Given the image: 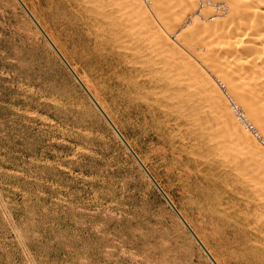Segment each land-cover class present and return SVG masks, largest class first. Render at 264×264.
Segmentation results:
<instances>
[{
  "label": "rangeland",
  "instance_id": "obj_1",
  "mask_svg": "<svg viewBox=\"0 0 264 264\" xmlns=\"http://www.w3.org/2000/svg\"><path fill=\"white\" fill-rule=\"evenodd\" d=\"M23 1L214 257L246 264L159 143L161 117L103 74L82 25ZM141 169L20 3L0 0V264H213Z\"/></svg>",
  "mask_w": 264,
  "mask_h": 264
},
{
  "label": "bare ground",
  "instance_id": "obj_2",
  "mask_svg": "<svg viewBox=\"0 0 264 264\" xmlns=\"http://www.w3.org/2000/svg\"><path fill=\"white\" fill-rule=\"evenodd\" d=\"M44 2L82 25L103 74L161 117L159 143L177 155L212 219L246 264H264V0Z\"/></svg>",
  "mask_w": 264,
  "mask_h": 264
},
{
  "label": "water",
  "instance_id": "obj_3",
  "mask_svg": "<svg viewBox=\"0 0 264 264\" xmlns=\"http://www.w3.org/2000/svg\"><path fill=\"white\" fill-rule=\"evenodd\" d=\"M20 5L23 7L25 12L28 14V16L31 18V20L35 23L37 28L41 31V33L45 36L49 44L52 46V48L55 50V52L58 54V56L61 58V60L64 62V64L67 66V68L70 70V72L73 74L75 79L78 81V83L81 85V87L85 90V92L88 94L90 99L93 101L95 106L98 108V110L101 112V114L104 116L108 124L111 126V128L114 130V132L117 134V136L121 139L123 144L126 146V148L130 151V153L133 155L135 160L138 162V164L141 166V168L144 170V172L147 174V176L150 178V180L154 183V185L157 187V189L160 191V193L163 195V197L166 199V201L169 203V205L172 207V209L176 212L178 217L181 219V221L184 223V225L188 228L192 236L195 238V240L200 244V246L203 248V250L206 252V254L209 256V258L212 260L213 264H217L212 256L209 254L207 249L204 247V245L201 243L199 238L196 236L192 228L188 225V223L185 221V219L180 214L179 210L174 206V204L170 201V199L167 197L166 193L162 190V188L159 186L158 182L155 180V178L150 174L146 166L142 163L138 155L134 152V150L131 148L129 143L126 141V139L123 137V135L119 132L117 127L114 125V123L110 120L108 115L103 111V109L100 107V105L96 102V100L93 98V96L90 94V92L87 90L86 86L83 84V82L80 80V78L77 76V74L73 71L71 66L68 64V62L64 59L62 54L59 52L57 47L51 42L45 31L42 29V27L39 25V23L36 21V19L33 17L29 9L26 7V5L22 2V0H17Z\"/></svg>",
  "mask_w": 264,
  "mask_h": 264
}]
</instances>
